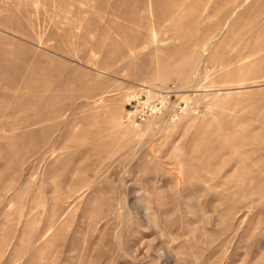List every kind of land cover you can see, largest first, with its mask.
Masks as SVG:
<instances>
[{"label":"rangeland","instance_id":"374dc122","mask_svg":"<svg viewBox=\"0 0 264 264\" xmlns=\"http://www.w3.org/2000/svg\"><path fill=\"white\" fill-rule=\"evenodd\" d=\"M0 264H264V0H0Z\"/></svg>","mask_w":264,"mask_h":264},{"label":"built area","instance_id":"2783aa9c","mask_svg":"<svg viewBox=\"0 0 264 264\" xmlns=\"http://www.w3.org/2000/svg\"><path fill=\"white\" fill-rule=\"evenodd\" d=\"M175 82H169L164 88L155 87V85H147L130 95L127 101L130 107L127 110L128 117H132V122L138 124L144 120L146 116L160 112L162 109L171 104L175 100V110L179 112L187 105L185 100L179 99Z\"/></svg>","mask_w":264,"mask_h":264},{"label":"bare ground","instance_id":"6f19581e","mask_svg":"<svg viewBox=\"0 0 264 264\" xmlns=\"http://www.w3.org/2000/svg\"><path fill=\"white\" fill-rule=\"evenodd\" d=\"M152 27H153V26H152ZM125 30H126V29H125ZM136 31H137V30H136ZM134 33H135V32H134ZM154 34H155V33H154ZM136 35H137V33H136ZM136 35H135V36H136ZM152 35H153V34H152ZM133 37H134V36H133Z\"/></svg>","mask_w":264,"mask_h":264}]
</instances>
